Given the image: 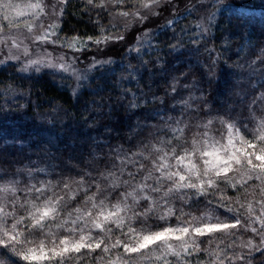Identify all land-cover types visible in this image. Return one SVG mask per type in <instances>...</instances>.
I'll list each match as a JSON object with an SVG mask.
<instances>
[{
  "label": "snow or ice",
  "instance_id": "obj_1",
  "mask_svg": "<svg viewBox=\"0 0 264 264\" xmlns=\"http://www.w3.org/2000/svg\"><path fill=\"white\" fill-rule=\"evenodd\" d=\"M110 2L114 5V15L127 21L119 34H111L109 29L113 26L109 25L101 28L102 32L109 31V34L102 37L93 39L89 36L84 40L72 36L65 38L61 43L62 47L73 52H83L85 58L88 56L86 50L90 44L97 46V53L92 55L91 61L84 67L77 66L81 63L79 56L74 55L71 60L65 56L53 59L50 53L45 51L43 58L29 59L18 71L40 72L41 67L46 66L53 70L54 75H61L62 80L74 79L76 87L72 88V93L77 102L80 98V89L87 81L100 79L101 83L92 90L94 95H100L105 89L118 87L124 78H115V69L106 67L115 63L111 57L104 60L96 58L97 55L107 54L101 51L99 46L104 45L108 51H113L117 44L126 41L123 33L130 26L141 24L147 27L152 16L167 12L169 7L173 6V0H140V7L136 11L123 10L132 7L126 0H110ZM65 3L66 0H59L61 6ZM87 4L108 11L103 0L99 4L95 0H87ZM25 8L34 10L32 12L34 18L48 14L45 13V6L40 0L25 5ZM64 10V7H61L57 12L54 8L51 15L62 16ZM0 13L4 14L3 20L8 21L9 25L26 28L28 33L32 34L27 38L34 45L56 44L60 41L58 36L52 39L56 36V29L59 28L55 19L47 27L40 25L39 30H36L34 24L30 22L21 25L10 19L13 13L16 17L24 15V9L13 3V0H4L0 3ZM93 23L99 24L100 19L97 18ZM174 23L175 20H168L163 27H171ZM2 27L0 25V30ZM59 30L64 29L59 28ZM146 34L149 33H142L141 36L136 37L137 41H140V47H130L125 55L135 51L139 56L144 47L143 36ZM183 35L182 30L174 42L168 43L165 47L154 46L157 53L154 61L141 59L139 68L129 64V78L131 73H138L140 80L145 77L150 80L165 79L172 60L188 63L189 71L181 73V76L187 79L188 75H192L194 77L192 87L198 88L203 93L204 88H200V85L207 88H213L214 85L213 95L207 98L203 95L200 97L202 107L207 110L203 117L197 119L194 125L186 124L184 127L172 128V135L169 138L143 145L141 149L131 154V159L127 155L122 157L118 175L113 172L101 173L104 186L95 184L96 192L86 198V202H91V210L82 212L77 208L74 219L55 223L54 226L64 229L68 232L67 235L52 232L53 224L49 221L59 219V213L71 191L68 183L63 184L61 191L64 195L58 193L47 195V184L39 186L33 184L26 187L23 191L31 198L24 199L20 204V208L25 213L20 216L15 215L17 203L15 186L20 182L13 179L7 184L0 183V193L11 192L13 197L12 212H5L4 207L0 206V264H83L82 250H89L94 264H192L187 258L196 254L213 257L208 264H235V262L251 264L250 257L253 252L264 257V91L257 95L255 86H250L247 82L232 84L229 77L237 74L235 72L237 65H229L231 72L220 65L221 72L218 77L216 66L220 62L219 55L215 57L210 55V64L187 60L189 53L199 52V48L181 50ZM193 42L199 43V41ZM147 43L151 44L150 41ZM22 44L23 41L16 36H0V45L8 47L10 52L12 49L19 50ZM205 50L209 53L213 51ZM23 51L27 55L28 47H24ZM165 56L171 57V60L165 61ZM19 59L17 55H9L5 60H0V73L4 71L5 63ZM257 63L261 69L259 72L256 71ZM224 64H227V61H224ZM9 66L15 68V65ZM248 70L249 77L258 79V86L264 89V49H260L255 61L248 63ZM63 73L69 75L64 76ZM240 75L243 76L244 73ZM112 80L115 83H110ZM137 84L139 95L131 89H123L118 101L113 102V111L107 114L108 117L116 114V110L121 106L125 110L136 109L140 107L141 101L147 103L149 98L153 101L162 99L154 94L149 96L152 93L150 83L147 85V91L143 86H139V81ZM177 87L178 78H174L171 92H176ZM189 87L184 85L186 89ZM129 94L131 99L123 105L122 102ZM65 115H68L67 111ZM7 119V116L0 119V131L3 133L9 132L6 126ZM249 125L254 127L250 128ZM20 127L25 131L15 134L16 139L27 137L31 140L32 136L27 134V130L32 128L36 129L37 133L52 131V128L35 122L22 124ZM191 128H195L196 131L189 137L187 133ZM3 140L4 134H0V141ZM9 152V148L0 147V161L6 163L5 157ZM142 160L151 161L150 170L140 162ZM138 163L139 167H137ZM129 164L137 170L135 174L129 172V179L125 180L122 177ZM141 172H145L144 180L133 185L131 181ZM21 174L22 170L13 173L14 176ZM6 175L8 173L0 169V181H3ZM28 175H32L31 171ZM149 180L153 181V184L146 182ZM122 186L126 190L121 191ZM250 187H252L251 192H249ZM113 196L118 197L115 203H112ZM176 200L180 201L179 209L174 203ZM253 201L260 207L259 214L255 212ZM10 215L13 220L9 227L7 217ZM221 216L224 217L223 220ZM169 218L176 221L175 227L161 223L170 224ZM149 221L153 222L151 226ZM78 222H83L85 226L90 224L91 229H99L104 236L93 237L91 232H86ZM133 222L141 225L140 230L132 226ZM69 224L70 227H66ZM240 230L252 235L248 239H243L238 235ZM218 234H224V239H232L226 248H239L241 251L229 255L225 249L219 247L223 239L217 240V248L212 249L210 245ZM114 235L116 238L113 240ZM36 236L51 237V239L46 243L44 239L37 241L34 238ZM205 239L209 244L207 248L203 247ZM172 240L178 243L173 244L170 242ZM96 250L102 255L96 256L94 254ZM169 257H173L174 260ZM197 264H200V261H197Z\"/></svg>",
  "mask_w": 264,
  "mask_h": 264
},
{
  "label": "trees",
  "instance_id": "obj_2",
  "mask_svg": "<svg viewBox=\"0 0 264 264\" xmlns=\"http://www.w3.org/2000/svg\"><path fill=\"white\" fill-rule=\"evenodd\" d=\"M218 7L219 12L209 18L206 31H203L199 26L195 15H180L170 19L175 20L171 27H163L167 24L166 21L161 28L152 31L151 44L147 50H142L139 56L134 51L127 55H125L127 51L120 52L118 57L113 59L115 63L106 66L115 69V78H124L120 85L105 89L100 95H94L92 90L101 81L99 78L87 81L80 89L79 102L72 93L71 79L62 80L61 75H54L53 72L44 70L19 72L18 69L21 67L18 64L5 63L4 71L0 73V119L4 116L8 117L6 126L9 132L0 131V134H4V140L0 141V147H7L10 152L5 157L6 163L0 161V169L8 173L0 183L7 184L8 181L19 177L22 179L20 185L26 188L29 187L32 177L33 182L42 181L50 184L48 186L50 189L48 188L47 191L49 196L53 193L64 195L61 190L63 184L68 183L71 191L62 206L59 219L55 221L50 219L49 221L53 224L52 232L67 235L68 232L56 228L55 223L63 222L65 219H74L77 215L75 212L77 208H80L82 212L91 210V202H86V198L96 192L95 184L99 183L102 187L104 186L101 173L113 172L118 175L122 157L127 155L131 159V154L137 152L143 145L169 138L172 135L171 129L174 127H184L186 124L194 125L197 119L203 117L207 111L202 107L200 97L203 95L207 98L213 95L214 85L213 88L200 85V88H204L203 93L198 88L192 87L194 77L188 75L185 79L181 76V73L189 71L188 63L172 60L165 79L150 80L145 77L140 80L138 73H131V78H129V64L139 68L141 59L154 61L157 55L154 46L165 47L168 43L174 42L182 30L184 35L181 50L199 48V52H190L186 57L187 60H198L201 64H210V55L212 57L219 55L220 62L216 66L218 77L221 72L220 65H223L224 69L229 72L232 71L229 65H237L235 68L237 74L229 77L232 84L239 85L247 82L250 86H255L257 95L264 91L258 86V79L248 75V63L260 54L261 48L258 47L257 38L264 39V16L238 13L235 9L236 4L229 1L222 2ZM260 8L264 11V6ZM64 9L59 27L64 29L63 31L59 30L61 35L65 37L77 36L81 39L92 36L95 39L103 35L104 32H108H102L101 28L107 26L109 14L102 9L88 5L87 0H70V2H66ZM97 18L100 19V23L94 25L93 22ZM193 41H199V43ZM205 49L213 51L209 53ZM164 60H171V57L165 56ZM224 61H227V64H224ZM10 64L15 65V68L10 67ZM241 65L243 67H240ZM260 70L257 63L256 71ZM240 73H244V75L242 76ZM174 78H178V87L176 92H171ZM137 81H139V86L145 88V91L150 83L152 93L149 96L154 94L162 99L153 101L149 98L147 103L141 101L140 107L136 109L125 110L121 106L116 110V114L108 117L107 114L113 111V102L118 101L123 89H131L139 95ZM110 83H115V81L112 80ZM184 85L190 87L186 89ZM130 99L131 95L129 94L122 104L126 105ZM100 105H104V107H99ZM65 111L68 115H65ZM13 117H19V119H13ZM50 121L51 123H49ZM32 122L43 124L48 128L65 130V132L58 143L50 145L44 142L39 147L34 142L35 139L44 141L47 132L37 133V130L32 128L27 130V134L32 136L31 140L27 137L24 139L14 138L15 134L25 131L20 127L22 124H31ZM178 122L182 123L178 124ZM249 127H254V125H249ZM195 131V128H191L187 135L190 137L191 133ZM69 144H74L75 147L66 148L65 145ZM41 149L47 150L46 154L41 153ZM137 159L139 160V158ZM60 160L70 161V163L62 164ZM140 162H143L145 168L150 170V160ZM137 167H139V163ZM17 170H22V174L14 176L13 173H16ZM136 170V167L129 164L122 178L128 180V173L135 174ZM30 171L31 176L28 175ZM144 176L145 172L139 173L135 176V180H132L135 183L133 184L132 181L131 183L133 185L140 183L144 180ZM146 182L153 184L151 180ZM124 190L126 189L122 186L121 191ZM251 191L252 187L249 188V192ZM17 194L22 198L26 196L21 189ZM117 198L113 196L112 203H115ZM257 198H259L258 195ZM174 203L179 209L180 201L176 200ZM20 204L21 201H17L16 216L25 215ZM0 206L4 207L5 212H12V198L6 200L0 196ZM255 212L257 214L259 211L255 209ZM177 214L179 213L177 212ZM244 215L246 216L247 213L245 212ZM221 217L224 219L223 216ZM169 219L171 225L176 222L172 218ZM12 220L11 215L7 217L9 227ZM152 223L149 221L150 226ZM161 223L167 224L166 222ZM78 224L84 227L86 232L90 231L93 237L104 236V233L99 229H91L90 224L87 226L83 222H78ZM134 225L141 228L139 224L134 223ZM66 227H70V224ZM45 231L47 232V229ZM238 235L243 239H248L252 234L240 230ZM34 238L37 241L44 239L46 243L51 239V237L45 238L44 236ZM115 238L114 235L113 240ZM220 239H223V243L219 247L225 249L229 255L241 251L239 248H226L232 239H224V234L215 236L210 247L216 249V241ZM203 247H209L207 239L204 240ZM94 254L102 255L99 250H96ZM82 258L83 264H94L89 250H82ZM169 259L174 260L173 257H169ZM187 259H190L192 264H197V261H200V264H208L213 257L207 254H196ZM250 259L251 264H264V257L255 252L252 253ZM235 264H240V262H235Z\"/></svg>",
  "mask_w": 264,
  "mask_h": 264
},
{
  "label": "rangeland",
  "instance_id": "obj_3",
  "mask_svg": "<svg viewBox=\"0 0 264 264\" xmlns=\"http://www.w3.org/2000/svg\"><path fill=\"white\" fill-rule=\"evenodd\" d=\"M229 1L233 4H236L235 9L238 11V13L242 14H253L257 16H264V11L261 10L260 7L264 6V0H173V6L169 7V10L167 12H160L158 16H152L151 22L147 24V27L145 25L141 24H135L133 26H130L126 32L123 34L126 36L125 42H120L116 45V48L113 51H108L107 48H105L104 45H100V50L106 52V55H97V59H108L111 57L112 59L118 57L117 52H125L130 47L131 48H137L140 47V41H137L136 37L141 36L142 33H149L143 36L144 41V47L142 50H147L149 45L147 42L150 41L152 31H155L158 28H161L164 23L172 18H176L178 16H182L185 14H192L195 15L196 20L198 21L199 26L202 28L203 31H206L208 27V20L210 17H213L219 12V5H221L222 2ZM4 0H0V3H3ZM37 0H13V3L20 5L22 9H24V15L21 17H16L13 13L10 16V19L20 23L23 25L24 23H32L35 26L36 30H39L40 25H44L47 27L53 19H55V22L60 27V21L62 16L53 17L51 13L53 12L54 8L55 11L59 12L61 7H64L65 5L61 6L59 4V0H40V2L45 6V13L48 14H41L39 18H34L32 15V12L34 10H29L25 8V5L29 3H35ZM67 2V0H66ZM98 4L101 2V0H95ZM104 4L106 5L108 11H104L109 14L108 16V23L107 26L112 25L113 27L109 29L111 34L116 35L119 34L123 30V25L127 22L124 18L118 17L114 15V5L111 4L110 0H103ZM128 4H130L132 7L130 9H123L127 11H136L140 7V0H126ZM66 4V3H65ZM216 4V6H214ZM123 8V6H122ZM100 9V8H99ZM143 11V9H141ZM157 11H159L157 9ZM103 12V13H104ZM3 13H0V25H2V30H0V36L8 37V36H16L19 40L23 41V44L19 50L12 49L11 52L8 47L4 45H0V60H5L6 57L9 55H17L20 57L19 61L17 60H10L7 63H16L20 67H22L24 64L28 62L29 59H38L43 58L45 55V51L50 53L51 57L53 59L59 57V56H65L68 60H71V58L75 56H79L81 59V63L77 65L78 67H84L87 63H89L92 59V55L97 53V46L95 44H90V47L86 50L88 52L87 58H85L83 52H73V50L68 49L66 47H62L61 43L64 41L65 38H71V37H65L59 33V28L56 29V36H53L52 39H56L58 36L60 38V41L56 44H40V45H34L29 37L30 33H28L27 29L23 26L17 28L14 25H9L8 21L3 20ZM138 29L139 31H136ZM108 32H104L103 35L100 37L109 34ZM87 40V39H84ZM151 42V41H150ZM28 47L29 52L27 55L24 54L23 48ZM135 52V51H134ZM136 53V52H135ZM41 70L44 71H51L52 69L47 68L46 66H42ZM63 75L68 76L69 73H63ZM72 80L73 88L76 87V81L74 79ZM15 180L19 181L20 183L16 185L17 192L21 189L22 191L25 189V187H22L20 184L22 183V179L19 177H16ZM134 184L135 181H132ZM137 183V181H136ZM36 184L37 186L41 184H46L42 181L39 182H33L31 177V183H29V186ZM138 184V183H137ZM50 186V184H47ZM50 189V187H48ZM24 192V191H23ZM25 193V192H24ZM1 198L3 199H10L12 197L11 192H4L0 193ZM31 197L25 196V198H22V196H19L17 194L16 200L21 201L23 203L24 199H30ZM258 199V198H257ZM255 204V201H253ZM255 209L260 212V207L258 204H256ZM257 212V214H259ZM130 215V213H129ZM222 220L223 218L220 217ZM134 225V222L132 224ZM165 226H176V222L171 224H166ZM136 227V226H135ZM137 230H140V228L136 227ZM125 231H127V228H125ZM173 244H177L178 241L172 240L170 241Z\"/></svg>",
  "mask_w": 264,
  "mask_h": 264
},
{
  "label": "clouds",
  "instance_id": "obj_4",
  "mask_svg": "<svg viewBox=\"0 0 264 264\" xmlns=\"http://www.w3.org/2000/svg\"><path fill=\"white\" fill-rule=\"evenodd\" d=\"M257 42H258V47H260L261 49H264V39L257 38ZM258 56H256V58L253 61H255ZM241 66L243 67V65H241ZM64 132H65V130H57L55 128H52L51 132H47V135H46V138L44 141H41L38 138H36L34 142L36 143L37 147H39V145L41 143H44V142H48V144H50V145L53 143H58V141L60 139H62ZM65 147L71 149V148H74L75 145L69 144V145H65ZM46 152H47V150L41 149V153L46 154ZM57 159H59V158H57ZM60 163L67 164V163H70V161L60 160Z\"/></svg>",
  "mask_w": 264,
  "mask_h": 264
}]
</instances>
